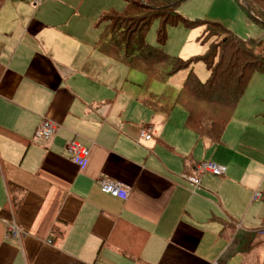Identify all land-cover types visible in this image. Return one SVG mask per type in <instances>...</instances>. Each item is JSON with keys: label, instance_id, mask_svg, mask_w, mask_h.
I'll list each match as a JSON object with an SVG mask.
<instances>
[{"label": "crops", "instance_id": "obj_1", "mask_svg": "<svg viewBox=\"0 0 264 264\" xmlns=\"http://www.w3.org/2000/svg\"><path fill=\"white\" fill-rule=\"evenodd\" d=\"M124 7L0 0V264H241L246 233L264 229V201L254 199L264 196V100L244 92L219 144L189 129L182 108L146 107L137 71L97 46L100 16ZM178 10L228 17L242 39L264 36V0H187ZM43 120L55 130L36 141ZM72 142L90 151L84 167L66 155ZM202 162L225 175L189 183ZM101 179L128 187V198L103 194ZM11 223L18 238L6 237Z\"/></svg>", "mask_w": 264, "mask_h": 264}, {"label": "trees", "instance_id": "obj_2", "mask_svg": "<svg viewBox=\"0 0 264 264\" xmlns=\"http://www.w3.org/2000/svg\"><path fill=\"white\" fill-rule=\"evenodd\" d=\"M121 12L110 11L100 16L104 30L98 48L107 56L144 76L140 85L141 102L154 112L165 115L175 107L187 113L186 126L211 144H219L222 134L231 121L238 102L249 80L255 73L264 74V54L261 39H242L218 22L190 21L182 18L178 7L187 0H124ZM157 21V46L146 42L151 25ZM264 26V20L257 22ZM184 25L188 29L201 28L198 42L206 45V51L190 59L169 55L163 48L167 29ZM201 62L208 73L201 81L193 66ZM186 72L175 97L166 91L160 95L151 92L155 82L165 83L170 77ZM10 192L16 191L9 187ZM21 194L12 196L13 208L19 209ZM264 224V218H263ZM233 234L234 227L229 228ZM57 237L62 234L56 232ZM264 229L253 237L243 253L241 264H264Z\"/></svg>", "mask_w": 264, "mask_h": 264}, {"label": "rangeland", "instance_id": "obj_3", "mask_svg": "<svg viewBox=\"0 0 264 264\" xmlns=\"http://www.w3.org/2000/svg\"><path fill=\"white\" fill-rule=\"evenodd\" d=\"M121 1V0H119ZM179 9V7H178ZM178 14L180 16H182V18L190 20V21H209V22H218L221 23L222 25H224L227 28L228 27V21H226V18L228 17H185L183 15H181V13L179 12V10H177ZM95 17H97V15H95ZM222 19V20H219ZM239 26V25H236ZM159 27V23L157 21H155L146 36V42L152 46H157V29ZM259 31V30H258ZM236 32L238 34H242L244 36H248L246 35V33H244L243 31H241L239 29V27H236ZM257 33H259L257 35ZM198 36L199 34H202V29L201 28H195V29H188L186 28L184 25H178L175 27H169L167 29V39L166 42L163 46V48L165 50H167V52L172 56V57H177L183 60L186 59H190L191 57H195V56H200L205 52L206 49V45H202L201 43L196 41V36L194 37L193 35ZM251 37L253 38H257V36H260V38L264 36L263 34L261 35V32H256V33H252L250 34ZM197 48H201L202 50L200 51H195ZM261 52H263L264 54V41H263V46L260 49ZM198 52V53H195ZM193 70L194 73H196L198 75V77L200 78L201 81H206V79L208 78V73L206 71L205 66L201 63H195L193 66ZM136 79L140 82H142L144 80V76L139 73L136 72ZM186 74L182 71L179 72L175 75H173L172 77H170L165 83H159V82H155L152 84L151 86V92L156 94V95H160L163 92L169 91L172 93V95H174L173 97H175L177 95V93L179 92L180 86L183 82L184 76ZM264 74H259V73H255L251 79L248 82L251 83L252 79L254 78H258L260 80L264 79ZM255 81V80H254ZM252 81L250 86L251 88H248V85L246 87V93H249V95H251V97L254 98H260L262 97V100H264V85L261 83H258L257 81ZM251 89V90H250ZM250 91V92H249ZM261 99V98H260ZM264 205V204H263ZM262 222L259 224V226H261ZM253 235L251 236L250 233H246L245 235V239L247 240V250L250 246L249 243H251V240ZM249 244V245H248Z\"/></svg>", "mask_w": 264, "mask_h": 264}, {"label": "built area", "instance_id": "obj_4", "mask_svg": "<svg viewBox=\"0 0 264 264\" xmlns=\"http://www.w3.org/2000/svg\"><path fill=\"white\" fill-rule=\"evenodd\" d=\"M10 1L14 3L29 1L32 3V5L37 6L44 0H10ZM54 130H55V125L52 122L48 120H43L34 135V139L36 141L48 140L53 135ZM141 137L146 140H149L151 138V134L147 133V131H142ZM66 155L70 159V161H72L78 167H84L88 162L90 151L87 148L81 146L79 143L72 142L67 146ZM225 172L226 169L223 166L217 165L212 162H202L195 167L194 173L191 176L186 175L184 177L189 183L195 186H199L200 177L202 175H212V176L221 177L225 175ZM98 186L103 194L110 195L114 198H120L126 200L130 194V189L128 187L113 180L101 179L98 182ZM254 199L264 201V196L262 195V193L256 192L254 195ZM19 236H20V230L18 226L14 223L9 224L6 230V237L18 238Z\"/></svg>", "mask_w": 264, "mask_h": 264}]
</instances>
